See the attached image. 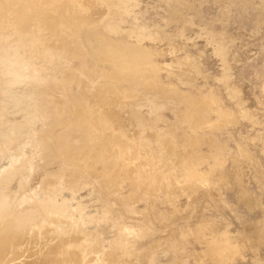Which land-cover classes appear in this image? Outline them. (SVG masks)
Here are the masks:
<instances>
[{
    "label": "rangeland",
    "instance_id": "374dc122",
    "mask_svg": "<svg viewBox=\"0 0 264 264\" xmlns=\"http://www.w3.org/2000/svg\"><path fill=\"white\" fill-rule=\"evenodd\" d=\"M0 203V264H264V0H0Z\"/></svg>",
    "mask_w": 264,
    "mask_h": 264
},
{
    "label": "bare ground",
    "instance_id": "6f19581e",
    "mask_svg": "<svg viewBox=\"0 0 264 264\" xmlns=\"http://www.w3.org/2000/svg\"><path fill=\"white\" fill-rule=\"evenodd\" d=\"M13 1H14V0H13ZM55 1H56V0H55ZM104 1H105V0H104ZM115 1H116V0H115ZM121 2H122V1H121ZM7 3H8V2H7ZM59 3H61V2L59 1ZM54 4H57V3L54 2ZM107 4H108V3H107ZM119 4H120V3H119ZM121 5H122V4H121ZM60 7H61V6H60ZM110 7H111V6H110ZM117 12H118V11H117ZM113 13H114V12H113ZM113 13H112V14H113ZM108 14H109V13H108ZM124 16H125V15H124ZM48 20H49V19H48ZM54 21H55V19H54ZM112 28H113V27H112ZM115 28H116V26H115ZM108 29H109V28H108ZM30 30H31V29H30ZM103 30H104V29H103ZM112 30H113V29H112ZM117 30H118V29H117ZM117 30H116V31H117ZM105 31H108V30H105ZM110 31H111V30H110ZM69 32H70V31H69ZM113 32H114V30H113ZM117 32H118V31H117ZM70 33H71V32H70ZM109 33H110V32H109ZM113 35H114V34H113ZM115 124H116V123H115ZM113 126H114V125H113ZM56 142H57V141H56ZM63 143H64V142H63ZM66 146H67V145H66ZM85 146H86V145H85ZM68 147H71V146H68ZM74 148H75V147H74ZM76 149H77V148H76ZM61 151H62V150H61ZM62 155H63V153H62ZM86 158H87V157H86ZM120 159H121V158H120ZM120 159H119L118 161H120ZM73 165H74V164H73ZM139 165H140V164H139ZM124 166H125V165H124ZM141 166H142V165H141ZM74 167H75V166H74ZM119 167H120V166H119ZM123 168H124V167H123ZM127 172H128V171H127ZM127 172H125V173H127ZM127 176H128V175H127ZM128 177H129V176H128ZM1 202H2V201H1ZM0 204H1V203H0ZM2 204H3V203H2ZM48 204H49V203H48ZM6 205H7V204H6ZM6 205H5V206H6ZM1 206H3V205H0V207H1ZM6 207H7V206H6ZM0 211H1V210H0ZM3 221H4V220H3ZM15 223H16V222H15ZM6 225H7V224H6ZM24 228H25V227H24ZM21 229H22V228H21ZM7 230H8V229H7ZM7 230H6V232H8ZM37 231H38V230H37ZM44 232H45V231H44ZM71 240H73V239H71ZM62 242H63V241H62ZM74 242H75V241H74ZM65 243H67V241H66ZM51 253H52V252H51ZM72 253H73V252H72ZM47 254H48V253H47ZM54 255H55V254H54ZM78 257H79V256H78ZM78 257H77V258H78ZM112 257H113V256H112ZM77 258H76V259H77ZM72 259H73V258H72ZM106 259H107V258H106ZM65 260H66V259H65ZM68 260H69V259H68ZM110 260H111V259H110ZM46 261H50V260L46 259ZM55 261H56V260H55ZM59 261H60V260H59ZM59 261H58V262H59ZM61 261H62V260H61ZM111 261H113V260H111ZM44 262H45V260H44ZM65 262H66V261H65ZM47 263H48V262H45L44 264H47ZM56 263H57V261H56ZM77 263H78V262H77ZM58 264H59V263H58ZM79 264H80V263H79Z\"/></svg>",
    "mask_w": 264,
    "mask_h": 264
}]
</instances>
